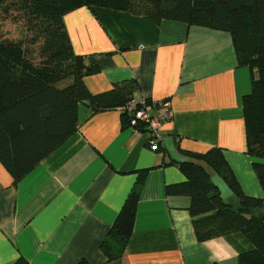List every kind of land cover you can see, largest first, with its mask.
Returning <instances> with one entry per match:
<instances>
[{
    "label": "crops",
    "instance_id": "0c3cea01",
    "mask_svg": "<svg viewBox=\"0 0 264 264\" xmlns=\"http://www.w3.org/2000/svg\"><path fill=\"white\" fill-rule=\"evenodd\" d=\"M63 20L73 51L98 66L83 78L90 92L135 79V97L167 100L172 116L153 150L148 133L125 125L119 108L79 104L77 130L18 182L0 162V264L19 257L31 264H237L251 241L240 231L198 241L190 197L165 190L185 180L183 151L220 147L242 190L264 198L253 169L264 158L246 153L242 106L256 72L238 62L230 33L95 5ZM141 170L132 232L122 255L107 260L101 242ZM207 170L238 207L225 181Z\"/></svg>",
    "mask_w": 264,
    "mask_h": 264
},
{
    "label": "trees",
    "instance_id": "16d2710c",
    "mask_svg": "<svg viewBox=\"0 0 264 264\" xmlns=\"http://www.w3.org/2000/svg\"><path fill=\"white\" fill-rule=\"evenodd\" d=\"M91 5L147 15L157 24L172 20L228 31L238 62L256 72L251 91L242 98L246 153L264 158V0H0V19L22 22L24 29L22 36L12 39L3 34L0 24V162L13 182L77 130L79 104H87L93 111L119 108L123 123L130 126L126 105L137 98V81L123 80L108 90L90 92L83 78L98 66L73 51L64 24L66 12ZM135 128L148 130L141 122ZM183 152L189 158L178 166L185 180L166 185L165 190L190 197L196 239L205 241L240 231L253 248L240 253L237 264H264V198L242 190L220 147L204 153ZM207 168L229 186L239 200L238 207L222 198ZM253 169L264 189V163L253 162ZM145 173L138 172L101 242L107 260L118 259L124 251ZM12 264L31 263L19 257Z\"/></svg>",
    "mask_w": 264,
    "mask_h": 264
},
{
    "label": "built area",
    "instance_id": "2783aa9c",
    "mask_svg": "<svg viewBox=\"0 0 264 264\" xmlns=\"http://www.w3.org/2000/svg\"><path fill=\"white\" fill-rule=\"evenodd\" d=\"M126 111L130 115V127L137 130L135 125L144 123L148 128V144L151 149L157 150L160 140L158 129L172 116L168 101L163 99L152 103L145 96L132 98L126 105Z\"/></svg>",
    "mask_w": 264,
    "mask_h": 264
},
{
    "label": "rangeland",
    "instance_id": "374dc122",
    "mask_svg": "<svg viewBox=\"0 0 264 264\" xmlns=\"http://www.w3.org/2000/svg\"><path fill=\"white\" fill-rule=\"evenodd\" d=\"M0 24L3 34L9 38L17 39L23 35L24 29L22 22L16 23L13 19L7 18L0 19Z\"/></svg>",
    "mask_w": 264,
    "mask_h": 264
}]
</instances>
